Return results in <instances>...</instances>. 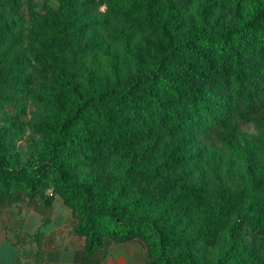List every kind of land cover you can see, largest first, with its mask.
Returning a JSON list of instances; mask_svg holds the SVG:
<instances>
[{
    "label": "trees",
    "instance_id": "trees-1",
    "mask_svg": "<svg viewBox=\"0 0 264 264\" xmlns=\"http://www.w3.org/2000/svg\"><path fill=\"white\" fill-rule=\"evenodd\" d=\"M197 1L58 0L38 11L0 0V208L47 210L60 197L84 239L82 264L133 240L148 264H264V186L252 177L247 190L209 192L193 175L198 138L250 162L235 141L251 123L264 145V0H205L182 33ZM233 1L224 25L215 8ZM142 35L152 56L107 86V48ZM28 98L39 121L25 118Z\"/></svg>",
    "mask_w": 264,
    "mask_h": 264
},
{
    "label": "rangeland",
    "instance_id": "rangeland-1",
    "mask_svg": "<svg viewBox=\"0 0 264 264\" xmlns=\"http://www.w3.org/2000/svg\"><path fill=\"white\" fill-rule=\"evenodd\" d=\"M58 0H34V5L36 10L41 11L49 7H56ZM106 9L105 5L99 7V11L104 12ZM207 7L205 0H198L186 13V21L184 32L192 27L193 20L202 17L206 11ZM236 9V1L233 2H221L215 8V16L219 17L224 25H227ZM208 10V9H207ZM26 19L28 17L26 16ZM181 34H178V37ZM154 44L153 41L146 35L140 36L133 45L123 46H110L107 48V58L108 63L101 62L99 60L100 71L103 74V79L109 87H114L117 83L122 84L123 81L129 79L138 72V61L141 59H148L152 56ZM112 60H116L118 66L114 65ZM125 64V66L122 65ZM96 66V65H95ZM123 66V68L121 67ZM124 72L125 78L123 76L119 77L120 71ZM119 81V82H118ZM28 115L25 117L26 120L39 121L42 117L38 113H34V106L31 99H27ZM257 131L251 123H242L240 129V135L236 139V144L242 146L250 155V162L245 159L240 158L236 154L232 153L230 150L224 148L212 147L209 141L203 138H198L196 140L195 150L200 155V159L193 166L194 176L200 174L205 181V184L209 192H213L219 186H226L230 190L238 192L247 190L250 186L251 178H254L257 187L261 188L264 186V182L260 178V168H264V145L260 144L257 140ZM30 138L23 141H18L17 145H20L22 152H31L30 149ZM26 205L21 203L20 206ZM66 205L63 201H59L56 204L53 214L51 215L52 223L57 225L59 221L64 216V211L66 210ZM48 210V209H47ZM38 215L35 213L31 214L27 219V230L32 233L38 232L36 228V219ZM48 214L42 215V225L48 223ZM73 217L67 226L64 228L53 232L52 234L46 236L45 243L42 241L44 235H41L40 244L35 243L33 236H29V240L25 243H31L27 246V250H44V247H52V244L56 240V236L64 233V236H69L73 233ZM28 237V236H27ZM25 237V238H27ZM77 240L79 237H76ZM50 244L47 246V243ZM80 241L76 242L78 245ZM44 245V247L42 246ZM54 245V244H53ZM48 250H82L80 248H74L68 246L66 248L55 247ZM259 253L264 256V247L258 250ZM219 252V247H210L208 250L203 251L202 254L208 256H214ZM99 264H148V257L146 246L139 240H133L126 243H112L106 249L100 250L97 253Z\"/></svg>",
    "mask_w": 264,
    "mask_h": 264
},
{
    "label": "crops",
    "instance_id": "crops-1",
    "mask_svg": "<svg viewBox=\"0 0 264 264\" xmlns=\"http://www.w3.org/2000/svg\"><path fill=\"white\" fill-rule=\"evenodd\" d=\"M59 201L63 200L56 196L52 207L48 210L27 205L20 206L21 203H14L8 207L0 208V264H82L85 257L84 239L74 233L69 236H64V233L57 235L54 245L52 244V247L46 248L42 245L44 250H40L39 255L38 250L26 249L31 243H25V241L29 240V236L35 234L27 230V219L31 214L38 215L36 216V228H38V232L44 235L45 238L42 239L44 243L47 239L46 236L69 224L72 215L67 206L61 221L57 225L51 222V215ZM44 214L49 215L46 220L48 223L42 225V215ZM76 237L82 240H77ZM77 241H80L78 245L76 244ZM49 244L50 241L47 246ZM68 246L78 247L82 250H48Z\"/></svg>",
    "mask_w": 264,
    "mask_h": 264
}]
</instances>
